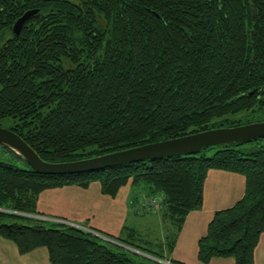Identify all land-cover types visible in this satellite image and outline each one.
<instances>
[{"label":"trees","instance_id":"16d2710c","mask_svg":"<svg viewBox=\"0 0 264 264\" xmlns=\"http://www.w3.org/2000/svg\"><path fill=\"white\" fill-rule=\"evenodd\" d=\"M28 11L37 12L15 35L13 24ZM262 121L264 0H0V127L7 122L43 162ZM260 141L58 176L29 170L0 146L22 163L0 165V239L20 254L43 247L51 264H160L145 256L137 263L121 246L33 217L44 190L97 182L115 197L130 183L146 197L163 196L165 235L149 242L124 226L106 238L180 264L168 255L187 215L202 207L207 172L220 170L242 175L245 194L214 213L197 260L254 264L264 233ZM138 238L157 251L139 248Z\"/></svg>","mask_w":264,"mask_h":264},{"label":"crops","instance_id":"0c3cea01","mask_svg":"<svg viewBox=\"0 0 264 264\" xmlns=\"http://www.w3.org/2000/svg\"><path fill=\"white\" fill-rule=\"evenodd\" d=\"M245 186L246 181L242 175L209 170L203 184L202 207L190 212L185 218L168 259L180 264H201L197 260L198 240L206 234L208 224L215 212L228 209L243 198ZM140 197L143 202L147 198L143 189L134 187L130 183L121 187L115 197L103 195L97 182L91 183L87 189L64 186L44 190L39 194L36 216L64 220L83 231L88 229L99 236L102 235L104 240L107 239L106 235L119 236L124 226L141 234L139 223L147 222V217L153 219L154 212H159L161 219L162 216L160 210H143L145 208L141 206L142 204L139 205ZM144 212L146 213L142 214ZM45 221L54 223L50 220ZM143 239L146 241L145 237ZM253 261L254 264H264V233L259 236ZM0 264L51 263L47 250L43 247L20 254L13 242L0 239ZM207 264H235V261L232 258H214Z\"/></svg>","mask_w":264,"mask_h":264},{"label":"water","instance_id":"95a60500","mask_svg":"<svg viewBox=\"0 0 264 264\" xmlns=\"http://www.w3.org/2000/svg\"><path fill=\"white\" fill-rule=\"evenodd\" d=\"M36 12L37 11H28L24 13L13 24V33L18 35L23 24ZM262 139H264V121L253 122L232 128L212 129L75 162L52 164L43 162L37 154L12 131L0 127V146L18 155L29 170L37 174L57 176L102 171L125 164L175 156H189L205 148L231 144H248ZM0 165L19 168L18 165H12L6 162H0ZM106 241L133 251V249L109 239H106ZM138 253L157 262L165 263L143 253Z\"/></svg>","mask_w":264,"mask_h":264},{"label":"rangeland","instance_id":"374dc122","mask_svg":"<svg viewBox=\"0 0 264 264\" xmlns=\"http://www.w3.org/2000/svg\"><path fill=\"white\" fill-rule=\"evenodd\" d=\"M72 1L76 2L77 0H72ZM1 125L3 126L2 128H7L9 126L7 122H2ZM259 145L264 146V139H262L259 142ZM0 162L12 163L14 165H21L22 164L21 161L12 160L10 155L4 153L1 150V148H0ZM139 200H141V197H140ZM139 203H140L139 205H141L143 203V201L141 200V201H139ZM143 210H146V209H143ZM145 213L146 212H144L142 214H145ZM154 213L155 214L152 215L153 219H151V217H147V219H148L147 222L139 223L140 224L139 232L149 242H159V240H161L163 238V236L165 235V228L166 227H165V224L163 223V221H162V219L160 217V213L159 212H154ZM147 214H149V213H147ZM46 225L48 226L49 224L46 222ZM101 238H103L102 235H100V238H98V240L100 242H102V243H106V241L103 240L104 238L103 239H101ZM138 239H139L138 241H135V244L137 246H139V248L150 249V250H153L154 252L157 251V248H155L153 245H148L146 243H143V241H141L142 239H140V238H138ZM123 249H124V252L127 253V255H129V256L134 258L135 262L138 263V262L143 261L144 257L141 254L138 253L139 251H136L134 249H133V251L132 250H127L126 248H123Z\"/></svg>","mask_w":264,"mask_h":264},{"label":"built area","instance_id":"2783aa9c","mask_svg":"<svg viewBox=\"0 0 264 264\" xmlns=\"http://www.w3.org/2000/svg\"><path fill=\"white\" fill-rule=\"evenodd\" d=\"M162 201H163V196L162 195H158V196H154V197H147L145 199V201L142 203L141 206L143 208H147L148 210H151V209L159 210L161 208ZM33 217L36 218V219L42 220V221L50 220L51 222H54L55 224H63V225H67V226H70V227H74V228L80 229L79 227H77L75 225H71V224H69L66 221L61 220V219H46V218L38 217V216H33ZM85 231L98 237V234L93 232V231H91V230L85 229ZM99 238H100V236H99Z\"/></svg>","mask_w":264,"mask_h":264}]
</instances>
